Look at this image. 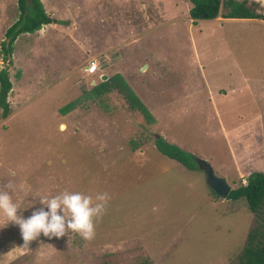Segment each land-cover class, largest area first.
Listing matches in <instances>:
<instances>
[{
	"label": "rangeland",
	"instance_id": "374dc122",
	"mask_svg": "<svg viewBox=\"0 0 264 264\" xmlns=\"http://www.w3.org/2000/svg\"><path fill=\"white\" fill-rule=\"evenodd\" d=\"M42 2L53 22L21 33L5 59L21 11L0 0V70L11 83L0 191L27 207L24 218L39 196L63 190L111 199L91 241L41 234L23 248L17 225L0 227V264H240L259 218L244 198L217 195L197 159L232 189L264 172V20L192 22L188 0ZM94 52L102 65L87 74ZM121 83L147 115L129 107ZM160 136L198 167L160 153Z\"/></svg>",
	"mask_w": 264,
	"mask_h": 264
},
{
	"label": "trees",
	"instance_id": "16d2710c",
	"mask_svg": "<svg viewBox=\"0 0 264 264\" xmlns=\"http://www.w3.org/2000/svg\"><path fill=\"white\" fill-rule=\"evenodd\" d=\"M188 1L192 3L189 10L190 17L193 19L192 22L199 19H213L219 14L223 17L259 18L264 20V13L257 12L253 7L257 3L255 1L224 0L222 3V0ZM18 6L21 11L20 16L5 32L6 37H9L6 45L4 43L2 47L5 59L12 54V45L21 33L36 32L43 25L53 22V17L45 11L42 0H30L29 5H27L26 0H18ZM10 89L11 83L7 70L5 68L1 69L0 107L2 108V116H7L9 113V104L6 97ZM118 90L125 97L129 107L133 110H139L144 115L148 114L141 102L131 94L132 92L129 91L128 93L126 91L127 86L125 84L121 83ZM154 141L156 149L163 155L182 163L189 169L198 167L193 160L191 161V158L194 157L193 154L167 142L161 136L155 138ZM226 198L233 200L244 198L249 211L256 213L259 218L258 225L248 233L247 242L239 257L240 264H264V172L253 171L249 173L246 182L231 189Z\"/></svg>",
	"mask_w": 264,
	"mask_h": 264
},
{
	"label": "clouds",
	"instance_id": "9594fccd",
	"mask_svg": "<svg viewBox=\"0 0 264 264\" xmlns=\"http://www.w3.org/2000/svg\"><path fill=\"white\" fill-rule=\"evenodd\" d=\"M257 3L264 6V0H257ZM89 60H86L85 67ZM85 67L83 68L84 72H86ZM99 69L100 66L95 73ZM86 73L88 74V72ZM10 175L15 176V171H10ZM5 188L15 190V185L9 181ZM110 199L111 196L108 192L97 193L93 198V196L80 191L63 190L55 195L39 196L38 200L41 206L34 208L31 215L24 218L22 212L27 207L21 208L15 203L8 191H0V216L4 218L3 225L0 227L7 226L9 222L17 225L23 239V248H29L31 242L37 240L41 234L48 239H59L68 235L69 232H73L83 240L91 241L95 238L96 224L105 215ZM18 210H20V214H18Z\"/></svg>",
	"mask_w": 264,
	"mask_h": 264
},
{
	"label": "water",
	"instance_id": "95a60500",
	"mask_svg": "<svg viewBox=\"0 0 264 264\" xmlns=\"http://www.w3.org/2000/svg\"><path fill=\"white\" fill-rule=\"evenodd\" d=\"M103 78H106V75H102ZM198 166L201 170L204 171L206 182L212 188V190L222 198H226L230 190L231 186L226 182V180L222 177H219L215 174L213 168L210 166L208 162L203 159H197Z\"/></svg>",
	"mask_w": 264,
	"mask_h": 264
},
{
	"label": "built area",
	"instance_id": "2783aa9c",
	"mask_svg": "<svg viewBox=\"0 0 264 264\" xmlns=\"http://www.w3.org/2000/svg\"><path fill=\"white\" fill-rule=\"evenodd\" d=\"M99 66H100V62L97 59L92 58L88 61L85 67V71L88 73H95Z\"/></svg>",
	"mask_w": 264,
	"mask_h": 264
},
{
	"label": "crops",
	"instance_id": "0c3cea01",
	"mask_svg": "<svg viewBox=\"0 0 264 264\" xmlns=\"http://www.w3.org/2000/svg\"><path fill=\"white\" fill-rule=\"evenodd\" d=\"M249 1L251 2L252 0H249ZM250 6H252V4H250ZM260 11H261V10H259V13H264V12H260ZM50 15L53 16V13H51ZM216 18L220 19V18H226V17L217 16ZM228 18H237V17H228ZM240 19H247V18H240ZM199 20H200V19H199ZM49 24H50V23H49ZM71 24H73V26H75L74 23H71ZM43 26H46V25H43ZM41 29H42V28H41ZM41 29H39V30H41ZM102 50L104 51V49H102ZM98 54H100L99 51H98ZM96 55H97V53L94 52V53L90 54V56H89L88 59H90V58H92V57H96ZM61 124H64V123H61ZM64 125H65V124H64Z\"/></svg>",
	"mask_w": 264,
	"mask_h": 264
}]
</instances>
